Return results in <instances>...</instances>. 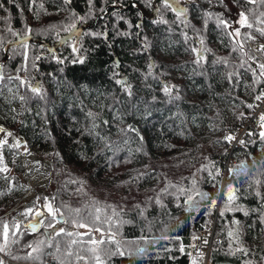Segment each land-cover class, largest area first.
<instances>
[{
    "label": "trees",
    "instance_id": "16d2710c",
    "mask_svg": "<svg viewBox=\"0 0 264 264\" xmlns=\"http://www.w3.org/2000/svg\"><path fill=\"white\" fill-rule=\"evenodd\" d=\"M176 1L184 7L175 0H0V91L20 88L19 108L0 102V123L49 161L51 206L35 232L4 214L2 200L19 173L4 155L13 145L1 144L5 257L193 264L192 237L216 210L210 264H264V121L238 146L225 139L235 137L264 88V63L245 44L264 36V0ZM239 12L251 27L238 24L233 33ZM16 32L31 37L5 52ZM164 35L175 37L173 56L156 49ZM191 115L218 134L189 144ZM228 152L233 166L222 178ZM57 217L63 222L46 236ZM117 248L124 255H113Z\"/></svg>",
    "mask_w": 264,
    "mask_h": 264
},
{
    "label": "rangeland",
    "instance_id": "374dc122",
    "mask_svg": "<svg viewBox=\"0 0 264 264\" xmlns=\"http://www.w3.org/2000/svg\"><path fill=\"white\" fill-rule=\"evenodd\" d=\"M240 14V12L236 14L231 26L233 33L238 24H240ZM174 38V36L164 35L163 40L157 44V51L164 56H173L175 52L172 40ZM187 90L191 95L197 93L194 85L188 86ZM18 95H20V88H17L15 84H12L11 87L3 86L0 91V102L6 107L12 105L19 108L20 100L17 98ZM225 105L228 104L225 103ZM186 122L191 131V135L188 138L189 144H194L197 140H204L209 136L218 134V130L212 124L204 122L198 115L188 116ZM0 129H3V133L0 132V141H7V143L13 145V153L11 155L7 152L4 153L5 157L9 159V168L19 173L17 177L18 184L16 186L11 185L2 200L6 205V211L11 210V218L13 220L14 215L27 213L30 219L39 221L44 214L50 212L46 198L49 190L50 163L48 160L36 155L37 147L28 148L24 144L23 138L16 132L9 131L1 123ZM1 181L2 178L0 177ZM29 209H31V212H28Z\"/></svg>",
    "mask_w": 264,
    "mask_h": 264
},
{
    "label": "built area",
    "instance_id": "2783aa9c",
    "mask_svg": "<svg viewBox=\"0 0 264 264\" xmlns=\"http://www.w3.org/2000/svg\"><path fill=\"white\" fill-rule=\"evenodd\" d=\"M246 47L248 50L252 52V54L257 57V59L264 63V36L254 35L246 39L245 41ZM264 93V88L260 89L259 95ZM264 112V98L261 100L254 101L248 115L242 121L240 127L237 129L235 133V137L231 142V148L233 146H238L240 140L244 139L248 136V132L250 129H258L257 122ZM224 167L221 172L222 178H225L231 167L233 166V160L230 158V152H228L227 157L223 160ZM10 211H6L4 214H9ZM12 215V213H11ZM27 213H19L14 215V221L16 225H22L25 230L27 228L24 226V222L27 219ZM215 218H216V210L211 215L208 216V223L204 227L201 233L192 237V250L193 257L192 262L195 264H210L209 262V251L213 242L217 241V238L214 237V227H215ZM0 257L4 260V264H35V263H27L23 261H15L5 257L0 253ZM50 259H46L43 264H50Z\"/></svg>",
    "mask_w": 264,
    "mask_h": 264
},
{
    "label": "snow or ice",
    "instance_id": "6c2138e0",
    "mask_svg": "<svg viewBox=\"0 0 264 264\" xmlns=\"http://www.w3.org/2000/svg\"><path fill=\"white\" fill-rule=\"evenodd\" d=\"M64 2H65V3H70L71 0H64ZM164 2H165V4H166L167 6H171L170 4H168V0H164ZM249 2H254V0H249ZM91 3H92V0H89V4H90V5H91ZM239 22H240V24H241L242 27L245 26V25H247L248 27H251V25L248 24L247 17H246L243 13L240 14V21H239ZM75 27H76L75 24H73V25H71V27H70L69 29H67V30H68V31H71V30L74 29ZM262 34H264V32H262ZM193 51H195V49H194ZM201 58H202V57H201ZM259 67H260V69H261V73H260V75H261V76H264V64L259 65ZM22 83H23V82H22ZM33 91H36V89H33ZM165 91L167 92V91H169V89L165 88ZM262 98H264V93H261V95L256 96V100H261ZM248 107H252V105H248ZM260 120H261V121H264V115H261ZM261 126L264 127V124H262ZM2 131H3V129H0V132H2ZM9 135H11V134L9 133ZM260 135H261L262 138H264V132H261ZM225 139L230 141V140L234 139V137L228 136V137H225ZM6 142H7V141H0V144L6 143ZM241 143H243V142L241 141ZM17 146H18V145H17ZM0 170L7 171L6 168H4V169H0ZM227 198H228V200H229L230 202L233 201V200L235 199V194H234V192H233L231 186H229V193H228V195H227ZM191 199H192V198L189 197V200H191ZM186 203H187V201H186ZM215 203H216L215 201H212V204H213V205H215ZM49 211L51 212V206H49ZM28 212H31V209H29ZM97 219H99V217H97ZM50 226H51V225H50ZM78 227H87V225L80 224V225H78ZM63 231H64L63 229H60V232H63ZM96 231L99 232L100 229H96ZM57 234H59V233H57ZM229 235H232V233H229ZM3 237H4V240H5V245H4V246H0V252H3V251L5 250V248H6V246H7V243H6V242H7V237H8V225H5V226H4ZM104 242H105V241H104L103 239H99V240H97V239H93V240H91V243H92L93 245H97V246H98L99 244H103ZM109 242H110V243H111V242H116V243H118L117 241H115V237H114V236H110V237H109ZM73 243H76V241H73ZM91 251H92L93 253H95V252H96V247H93V248L91 249ZM140 251L143 252L144 250H143V249H140ZM181 251H183V248H181ZM70 254H71V253H69V255H70ZM112 254H113V255H116V254L124 255V252L119 251V249L117 248V252H114V253H112ZM95 260H96L97 264H103V261L101 260V258H100L99 255H96V256H95ZM0 264H3V261H2V260H0ZM193 264H195V262H193Z\"/></svg>",
    "mask_w": 264,
    "mask_h": 264
},
{
    "label": "water",
    "instance_id": "95a60500",
    "mask_svg": "<svg viewBox=\"0 0 264 264\" xmlns=\"http://www.w3.org/2000/svg\"><path fill=\"white\" fill-rule=\"evenodd\" d=\"M175 5L184 7L182 3H180L176 0H175ZM30 37H31V35L29 33L19 34L18 32H16L15 37L12 40H9L4 44V51L5 52L7 51L8 46L16 45V44H19L21 42L28 41L30 39ZM114 61L117 63L116 57H114ZM150 62H151V59H150ZM0 72H1V64H0ZM122 79L125 80V77L124 76L121 77L120 83H121ZM32 87L37 89L38 81H35V83ZM62 222H63V218L57 217L56 222L52 226H50L49 228H43V231L46 234V236H48V234L50 232L52 233V232L56 231ZM24 226L28 229L29 232H35L40 228V222L37 220L29 219L24 223Z\"/></svg>",
    "mask_w": 264,
    "mask_h": 264
},
{
    "label": "bare ground",
    "instance_id": "6f19581e",
    "mask_svg": "<svg viewBox=\"0 0 264 264\" xmlns=\"http://www.w3.org/2000/svg\"><path fill=\"white\" fill-rule=\"evenodd\" d=\"M44 178V177H43Z\"/></svg>",
    "mask_w": 264,
    "mask_h": 264
}]
</instances>
